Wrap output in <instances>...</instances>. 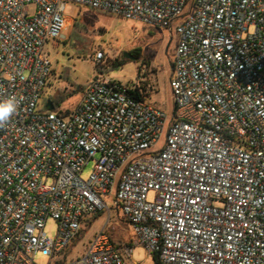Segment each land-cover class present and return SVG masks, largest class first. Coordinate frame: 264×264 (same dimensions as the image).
<instances>
[{"label":"built area","instance_id":"1","mask_svg":"<svg viewBox=\"0 0 264 264\" xmlns=\"http://www.w3.org/2000/svg\"><path fill=\"white\" fill-rule=\"evenodd\" d=\"M69 5L169 32L170 113L149 101L146 68L48 108L47 46L65 38ZM11 97L0 264H131L136 246L159 264H264V0H0V101ZM113 210L135 242L101 230L77 253Z\"/></svg>","mask_w":264,"mask_h":264},{"label":"rangeland","instance_id":"2","mask_svg":"<svg viewBox=\"0 0 264 264\" xmlns=\"http://www.w3.org/2000/svg\"><path fill=\"white\" fill-rule=\"evenodd\" d=\"M67 16L69 21L65 38L47 46V53L53 63V73L45 91L47 99L58 101L59 97H62L64 101L59 107L71 109L79 99L81 88L98 75L105 73L113 80L128 83L136 80L139 71L146 68V85L151 83L153 86L149 101L157 108L171 112L173 99L169 79L175 40L171 42L169 32L147 26L137 20L93 13L89 9L75 5L67 7ZM138 50L140 61L125 58V53L131 54ZM121 60L127 63L113 69L114 62ZM92 166V163L87 166L83 178H89ZM149 198L153 200L154 194L151 193ZM107 222L108 214L98 217L86 232L85 240L77 249V253L81 254L83 245L101 230H105L118 242L125 244L135 242L133 227L121 213L118 215L113 210L111 220ZM46 233L49 237L56 238L57 223L50 220ZM34 261L36 264L53 263L51 257L41 253L35 256ZM131 264L158 263L155 255H149L143 246H136Z\"/></svg>","mask_w":264,"mask_h":264},{"label":"clouds","instance_id":"3","mask_svg":"<svg viewBox=\"0 0 264 264\" xmlns=\"http://www.w3.org/2000/svg\"><path fill=\"white\" fill-rule=\"evenodd\" d=\"M17 102L15 97L0 101V127H3L16 111Z\"/></svg>","mask_w":264,"mask_h":264},{"label":"trees","instance_id":"4","mask_svg":"<svg viewBox=\"0 0 264 264\" xmlns=\"http://www.w3.org/2000/svg\"><path fill=\"white\" fill-rule=\"evenodd\" d=\"M89 10L91 12H93V13H100L98 11H94V10H91V9H89ZM131 54L134 55V57H135L134 60L135 61H140L141 56L139 54V50L138 51H135V52H132ZM126 63H127V61H125V60L116 61V62H114V64L112 65V67H113V69H118V68L124 66ZM63 101H64V99L62 97H59V100L58 101H52V102L54 103L55 108L57 109V108H59L60 103L63 102ZM96 219H98V218H96ZM157 259H158L157 256H155V260L158 263V260Z\"/></svg>","mask_w":264,"mask_h":264},{"label":"water","instance_id":"5","mask_svg":"<svg viewBox=\"0 0 264 264\" xmlns=\"http://www.w3.org/2000/svg\"><path fill=\"white\" fill-rule=\"evenodd\" d=\"M125 58H128V59H131V60H134V57L131 55V54H128V53H125ZM47 106H48V108L50 109V110H55V105H54V103L51 101V100H49L48 102H47Z\"/></svg>","mask_w":264,"mask_h":264}]
</instances>
